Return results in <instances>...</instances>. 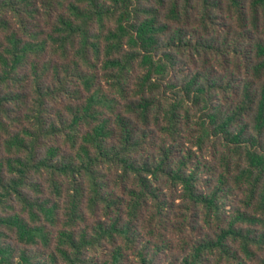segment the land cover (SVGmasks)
Segmentation results:
<instances>
[{"label": "trees", "instance_id": "trees-1", "mask_svg": "<svg viewBox=\"0 0 264 264\" xmlns=\"http://www.w3.org/2000/svg\"><path fill=\"white\" fill-rule=\"evenodd\" d=\"M0 264H264V0H0Z\"/></svg>", "mask_w": 264, "mask_h": 264}]
</instances>
